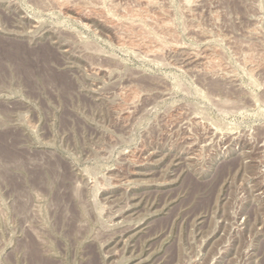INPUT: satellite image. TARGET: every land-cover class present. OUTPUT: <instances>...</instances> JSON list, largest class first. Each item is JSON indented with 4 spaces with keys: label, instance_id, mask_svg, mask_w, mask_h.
I'll use <instances>...</instances> for the list:
<instances>
[{
    "label": "rangeland",
    "instance_id": "1",
    "mask_svg": "<svg viewBox=\"0 0 264 264\" xmlns=\"http://www.w3.org/2000/svg\"><path fill=\"white\" fill-rule=\"evenodd\" d=\"M0 264H264V0H0Z\"/></svg>",
    "mask_w": 264,
    "mask_h": 264
}]
</instances>
